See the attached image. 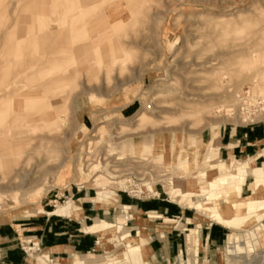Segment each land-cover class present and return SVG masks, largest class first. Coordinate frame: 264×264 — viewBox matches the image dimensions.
Returning <instances> with one entry per match:
<instances>
[{
  "label": "rangeland",
  "instance_id": "1",
  "mask_svg": "<svg viewBox=\"0 0 264 264\" xmlns=\"http://www.w3.org/2000/svg\"><path fill=\"white\" fill-rule=\"evenodd\" d=\"M88 33L95 35L94 45L83 39ZM56 77L61 81L51 85ZM243 91L249 96L239 102ZM125 107L133 108L120 113ZM239 107L251 122L237 114ZM23 116L29 120L22 125ZM263 121L264 0H0V134L15 135L16 153L0 166V217L21 225L13 227L21 264L57 261L33 260L26 248L34 249L32 256L44 253L38 235L47 234L48 224L76 221L46 215L67 203L79 204L81 218H88L82 228L98 219L127 229L126 220H115L124 213L121 205L100 207L98 193L179 212L164 189L196 181V154L209 132L227 134ZM204 158L209 163L206 150ZM225 163L215 161L217 167ZM262 164L259 159L256 166ZM248 194L243 186L241 196ZM183 210L181 219L155 213L173 222L147 218V212L138 220L136 229L148 240L151 225L155 232L158 226L167 227L162 233L180 231L181 254L165 264H188L189 230L197 246L190 264H264L263 237L253 255L239 246L245 221L264 234V214L245 215L235 229L223 227L226 241L213 252L203 239L201 244L199 228L214 224L207 212ZM186 219H196L197 226ZM43 224V231H24ZM136 229L127 230L135 236ZM93 237L103 248L96 245L91 257H102L117 241L107 230ZM126 251L115 249L110 260L120 261ZM149 251L140 264H152Z\"/></svg>",
  "mask_w": 264,
  "mask_h": 264
},
{
  "label": "bare ground",
  "instance_id": "2",
  "mask_svg": "<svg viewBox=\"0 0 264 264\" xmlns=\"http://www.w3.org/2000/svg\"><path fill=\"white\" fill-rule=\"evenodd\" d=\"M94 36L95 35L91 33L87 37H84L83 39L88 40L87 45L91 46L95 44ZM108 41L110 42V40ZM209 65L211 66L215 65L214 60H211L209 62ZM59 81H61L60 77H56L55 79L49 80V83L51 85H57ZM260 82H263V79H260ZM229 114L230 111H226V115ZM237 114L240 115V117L245 120L250 118V116L248 117L247 113L241 114L239 110H237ZM48 115L53 116L52 114H48ZM142 115L143 114L139 112L137 114V118H138L137 120H139L142 117ZM21 120H22L21 123L22 122L27 123L29 118L27 116H23L21 117ZM251 121L252 120L249 119V122ZM14 137L15 135L13 133L11 135H7L3 133L0 134V166L4 167L5 165L9 164L12 158L16 155L15 151L12 149V146H14L15 143ZM178 139L179 136L178 138H176V140ZM9 147H11L10 150L7 149ZM205 150H206V146L202 145L199 153L196 154L199 157L198 159L199 167H198L197 175L192 178L196 181H187L186 183H183L181 186L168 183L170 186H167L164 189L165 194L168 196V198L173 200L177 205H179L181 209L193 210L196 213H201V214L202 212H207L208 214L207 218L210 219L211 222H213L216 225L225 227L227 229H235L234 226L235 223H237L245 215H249L250 213L253 212L260 213V216L264 214V160L261 167L255 166L253 160L243 161V162L228 161L223 166L217 167V165L215 164L216 160L208 161L209 163L204 162ZM184 166L185 164L183 163V158H179L177 167L182 168L183 171ZM218 168L219 170L221 168L222 170L221 174H217ZM247 178H250L251 182L245 184ZM97 186H100V184H97ZM243 186H245L246 190L249 193L247 196H241ZM260 195H262L263 200L257 201L256 198L259 197ZM96 203L102 208H106L107 206L119 205L116 195L113 194H110L108 197H103L101 194L98 193V198L96 200ZM120 207L124 211V213L116 216L115 220L130 219L131 216L128 215V213L126 212L131 210L132 208L123 207V206ZM52 214H56V215L59 214L69 218L80 219L82 217V210L79 204L67 203L65 205L56 208L52 212ZM186 223L196 226L198 224L196 219H188ZM253 223H254L253 220H248L244 222L243 224L244 229L247 230H245V235L241 236L242 244L239 245L241 247L240 250H242V252L244 253L252 252V255L254 252L258 251L257 248L259 246V238L260 237L264 238L263 233H260L257 228H253ZM83 229L85 232L98 233V234H101L103 231L106 230L110 231L112 233V238L117 236V241L114 242V249L105 251L102 257L72 255L70 258L67 259V261L61 260L60 263L62 264H140L142 263L144 257V251L149 249L148 248L149 240L145 234H141L138 231L139 229H136L135 236H131L128 230L124 227H119L114 224L98 221L96 219L94 220L92 225L88 227H84ZM156 229H157L156 230L157 233H162V231L164 229H167V227L158 226ZM24 241L27 243L29 242V239H25ZM96 245L97 248L100 250L103 248V244L99 240L96 242ZM185 246L188 256V260L186 262L190 264L191 263L190 259L194 256L197 247L195 240V233L193 230H189L188 234H186ZM122 247L126 248L127 251L123 253V256L120 259V261L110 260V255H112L113 251L115 249ZM26 250L29 253V257L32 258L33 260L42 259L43 262L44 261L47 263L51 262L49 258L46 256H39V254L32 256L31 252H34V249L30 247L26 248ZM61 250L62 248H55L52 251H61ZM247 256L249 258L251 254L250 255L247 254ZM174 264H181V262L177 261Z\"/></svg>",
  "mask_w": 264,
  "mask_h": 264
},
{
  "label": "crops",
  "instance_id": "3",
  "mask_svg": "<svg viewBox=\"0 0 264 264\" xmlns=\"http://www.w3.org/2000/svg\"><path fill=\"white\" fill-rule=\"evenodd\" d=\"M132 108L133 107H125L120 110V113L129 114L132 111ZM201 145L206 146L207 159L210 161L236 162L237 160H253V163L256 166L259 159H262V162L264 160V121L261 125H255L250 128L232 129L227 134L222 132V134L219 135V129L217 131H210L209 138L206 141L201 142ZM118 202L123 207L132 208L129 211L134 212L128 214L131 218L127 219L125 223V227H127L129 232L138 227L141 219L140 216L144 215L145 212H147V218L152 216L155 219H167L164 216L161 217L156 215L157 211H161L162 214H168L171 217L174 216L175 218L179 216V219L184 218L185 215L183 209H180V211L177 212L172 209L173 207L170 205L160 203H136L129 199L125 200V202H122L120 199ZM97 210L99 211L102 209L98 208ZM91 211V208L87 210V212ZM137 211H139V213ZM46 215L56 216L50 213H46ZM88 215L96 216L98 213L94 212L89 213ZM84 219L87 220L88 218L83 216V219H73L76 220L74 222H60L58 220L50 222L48 224V229L49 231H52V233L49 234V231L47 230V234L41 233L38 235V242L46 250L44 253H39V256H49L52 259L57 260L54 264H62L60 263L61 260H67L72 255L89 256L91 252H94L96 250L97 239L93 237L94 233L84 231L83 228L88 226L82 228L81 223ZM143 220L144 219H142V222ZM167 220L173 222L170 219ZM43 225L29 227L24 229V231H43L46 224ZM18 226L21 225L9 223L0 217L1 263L21 264L24 261V254L20 249H17L16 241L18 238L16 231L13 229V227ZM199 229L203 230V232L201 231V244L204 241L207 248L212 249L213 252L218 251V249L224 245L227 238V229L225 230L223 227L215 224L204 225L203 229ZM149 231L150 237L148 245L150 251L148 252V259L150 263L165 264L171 259L180 256L182 244L179 239V230L172 229L169 232L165 231L159 235L154 231L153 225H151ZM38 236H29L28 238L36 239ZM55 248H62V250L52 251Z\"/></svg>",
  "mask_w": 264,
  "mask_h": 264
},
{
  "label": "built area",
  "instance_id": "4",
  "mask_svg": "<svg viewBox=\"0 0 264 264\" xmlns=\"http://www.w3.org/2000/svg\"><path fill=\"white\" fill-rule=\"evenodd\" d=\"M249 96V91H243L242 93H240V95H237V98H238V101L239 102H242L244 101L245 99H247ZM242 107H239V112H241ZM252 116V115H251Z\"/></svg>",
  "mask_w": 264,
  "mask_h": 264
}]
</instances>
